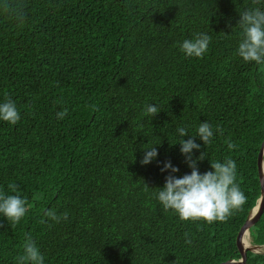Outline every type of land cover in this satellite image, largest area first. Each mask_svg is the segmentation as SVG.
<instances>
[{
	"label": "trees",
	"instance_id": "trees-1",
	"mask_svg": "<svg viewBox=\"0 0 264 264\" xmlns=\"http://www.w3.org/2000/svg\"><path fill=\"white\" fill-rule=\"evenodd\" d=\"M5 4L23 14L22 22ZM251 6L252 0H0V101L10 97L21 112L16 125L0 121V190L18 192L29 208L15 226L0 217V264H17L29 236L46 264L243 259L239 235L263 193L264 65L237 53L238 11ZM197 32L212 36L209 50L203 59L185 57L178 42ZM150 103L161 109L154 118L143 115ZM63 109L67 115L58 119ZM206 120L219 131L208 148L194 150L207 151L200 171L210 160L234 159L247 196L228 220L211 224L180 220L146 187L164 186L163 161L179 166L175 175L191 172L176 128L195 134ZM149 141L161 143L159 161L143 165L141 146ZM229 141L236 147L229 149ZM49 211L68 218L57 222ZM250 233L253 245L264 246V211ZM244 264H264V252L247 251Z\"/></svg>",
	"mask_w": 264,
	"mask_h": 264
},
{
	"label": "clouds",
	"instance_id": "clouds-1",
	"mask_svg": "<svg viewBox=\"0 0 264 264\" xmlns=\"http://www.w3.org/2000/svg\"><path fill=\"white\" fill-rule=\"evenodd\" d=\"M4 11L10 12L18 22H22L21 12L11 9L7 4L4 5ZM238 12L240 18L236 26L242 29V38L237 48L238 56L244 62L264 65V0H252L251 7ZM211 42L212 36L208 32H197L178 44L185 57L203 59ZM160 112L161 109L157 103L147 104L143 109V115L146 117L154 118ZM66 115L67 109L56 113L58 119H63ZM20 120L21 112L13 99L6 97L0 101V121L16 125ZM218 131V126L214 127L207 120L199 123L195 134H191L186 126H177L176 134L180 138V151L191 172L183 176L175 175L180 172L179 166L174 165L171 160L163 161L161 172L168 173L164 186L150 188L146 184L147 188L155 189L151 195L162 208L165 211L171 210L182 221H203L208 224L226 221L235 210L242 208L247 202V196L237 182V163L234 159L210 160V169L200 171L199 162L208 157L207 151H201L197 156L194 150H200L205 145L208 148ZM189 135L191 138L185 139ZM197 138L203 141V144L198 143ZM159 144L161 143L152 144L149 141L141 146L143 149L141 164L148 165L154 160L159 161V149L156 147ZM228 147L233 149L236 145L229 141ZM10 187L14 186L10 185ZM28 210L25 197L18 192L7 194L0 190V217L5 218L10 225L19 224ZM48 215L57 222L68 218L67 212L58 215L56 212L49 211ZM0 227H3L2 223ZM185 237L186 243L190 244L189 234L185 233ZM17 264H46L44 253L30 236L23 244V254L17 257Z\"/></svg>",
	"mask_w": 264,
	"mask_h": 264
},
{
	"label": "water",
	"instance_id": "water-1",
	"mask_svg": "<svg viewBox=\"0 0 264 264\" xmlns=\"http://www.w3.org/2000/svg\"><path fill=\"white\" fill-rule=\"evenodd\" d=\"M259 166H260V176L262 179V187H263V193L261 195V198L258 201V205L256 208L251 212L249 215L247 222L243 226L240 235H239V247L243 253V259L239 262L236 261H229L228 264H244L246 262L247 258V251H254L253 246H245V239L247 236H250V228L252 225H254L259 218L262 216L264 211V144L261 148L260 156H259Z\"/></svg>",
	"mask_w": 264,
	"mask_h": 264
},
{
	"label": "bare ground",
	"instance_id": "bare-ground-1",
	"mask_svg": "<svg viewBox=\"0 0 264 264\" xmlns=\"http://www.w3.org/2000/svg\"><path fill=\"white\" fill-rule=\"evenodd\" d=\"M245 246H253L254 247V250L256 251V252H258L259 250H258V248H260L259 246H254L253 244H252V242H251V238H250V236H247L246 237V239H245Z\"/></svg>",
	"mask_w": 264,
	"mask_h": 264
},
{
	"label": "rangeland",
	"instance_id": "rangeland-1",
	"mask_svg": "<svg viewBox=\"0 0 264 264\" xmlns=\"http://www.w3.org/2000/svg\"><path fill=\"white\" fill-rule=\"evenodd\" d=\"M251 238V237H250ZM251 242H252V238H251ZM260 248H258V250L260 251V252H264V246H259Z\"/></svg>",
	"mask_w": 264,
	"mask_h": 264
}]
</instances>
